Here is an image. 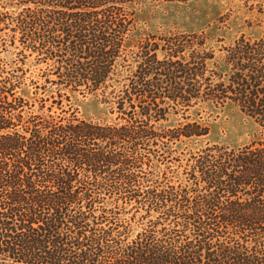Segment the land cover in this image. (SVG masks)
I'll use <instances>...</instances> for the list:
<instances>
[{
	"label": "trees",
	"instance_id": "obj_1",
	"mask_svg": "<svg viewBox=\"0 0 264 264\" xmlns=\"http://www.w3.org/2000/svg\"><path fill=\"white\" fill-rule=\"evenodd\" d=\"M188 1L0 0V264H264V139L177 148L207 104L264 127V6L256 38L129 44L138 6Z\"/></svg>",
	"mask_w": 264,
	"mask_h": 264
},
{
	"label": "rangeland",
	"instance_id": "obj_2",
	"mask_svg": "<svg viewBox=\"0 0 264 264\" xmlns=\"http://www.w3.org/2000/svg\"><path fill=\"white\" fill-rule=\"evenodd\" d=\"M264 6V0H190L188 2L145 3L137 9V28L129 44H134L142 36L151 32L169 34L172 32H199L209 38V45L219 48L220 40L230 43L240 35L249 38L260 36L262 28L258 25L261 16L258 9ZM1 11V7H0ZM9 58L0 52V59ZM79 115L87 120L115 122V115L102 103L99 96H81L72 98ZM200 112V115L196 114ZM191 114L210 127L205 137L192 138L185 144H178V150L185 145L200 148L206 143H224L233 146L247 144L253 140L264 139V127L244 115L234 104L223 106L207 104L193 109ZM173 118L165 125H173ZM112 199L106 204L112 206ZM109 207V208H110ZM128 209L131 206H127Z\"/></svg>",
	"mask_w": 264,
	"mask_h": 264
}]
</instances>
